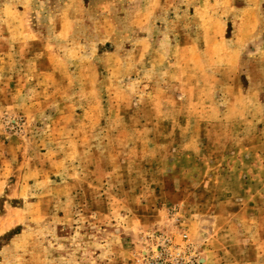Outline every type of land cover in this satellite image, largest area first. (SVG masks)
<instances>
[{
    "label": "rangeland",
    "instance_id": "obj_1",
    "mask_svg": "<svg viewBox=\"0 0 264 264\" xmlns=\"http://www.w3.org/2000/svg\"><path fill=\"white\" fill-rule=\"evenodd\" d=\"M154 232L263 255L264 0H0V264H147Z\"/></svg>",
    "mask_w": 264,
    "mask_h": 264
},
{
    "label": "built area",
    "instance_id": "obj_2",
    "mask_svg": "<svg viewBox=\"0 0 264 264\" xmlns=\"http://www.w3.org/2000/svg\"><path fill=\"white\" fill-rule=\"evenodd\" d=\"M185 238V234L183 235ZM154 248L147 264H197L195 249L189 244L176 246L168 236L154 232L150 235Z\"/></svg>",
    "mask_w": 264,
    "mask_h": 264
},
{
    "label": "crops",
    "instance_id": "obj_3",
    "mask_svg": "<svg viewBox=\"0 0 264 264\" xmlns=\"http://www.w3.org/2000/svg\"><path fill=\"white\" fill-rule=\"evenodd\" d=\"M246 199V197H242V199ZM240 206V205H239ZM239 206H237L236 208H239ZM247 249H251L252 250V263L253 264H257L258 262H260L261 258L264 256V252L263 255L261 254V252L259 250H253V248L251 246H249Z\"/></svg>",
    "mask_w": 264,
    "mask_h": 264
}]
</instances>
